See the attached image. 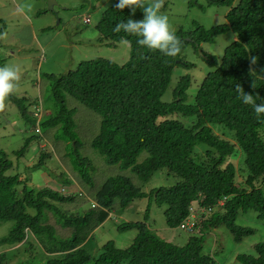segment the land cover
Listing matches in <instances>:
<instances>
[{
	"label": "trees",
	"instance_id": "16d2710c",
	"mask_svg": "<svg viewBox=\"0 0 264 264\" xmlns=\"http://www.w3.org/2000/svg\"><path fill=\"white\" fill-rule=\"evenodd\" d=\"M211 3L229 8L226 23L211 30L196 25L191 32H175L182 42V51L175 57L140 46L135 35L115 32V26L130 16L143 19L139 7L132 16L131 8L121 10L115 4L102 13L97 30L109 47L122 41L130 44L127 63L84 61L67 74L50 77L55 107L45 121L38 114L43 111L40 101L29 103L36 107L31 111L24 97L11 94L5 98L18 107L37 135L26 139L13 156L24 158L34 137L43 139L45 147L40 144L35 150L40 159L32 166L35 171L42 170L53 153L58 155L42 134L43 128L49 130L65 157L71 159V180L54 179L63 184L62 191L50 185L30 188L28 179L22 181L17 173L8 175L14 163L0 150V222L15 223L10 233L0 238V249L25 244L26 252L37 248L45 255L46 261L30 255L19 264H214L213 257L204 253L206 234L225 226L241 243L256 232L236 222L249 210L264 220V117L258 119L253 108L242 102L236 87L264 100V76L259 75H264V0ZM229 32L234 40L220 61L207 56L214 69L194 101L188 102V75L179 79L172 100H163L175 68L193 67L182 59L187 46L198 51L201 44L213 43ZM72 99L96 115L91 118L94 129L88 134L77 121L78 106L68 108ZM84 147L103 159L104 170L108 167L102 179L89 158L80 156ZM240 153L244 168L239 172L230 159ZM112 168L130 171L138 184L130 176H115ZM163 170L178 182L149 193L143 191L153 175ZM69 186L74 192L65 193ZM138 199H149L147 213L152 201L166 207V225L171 229L179 228L191 207L197 206L203 212L196 230L190 233L194 236L180 246L158 238L146 223H124L118 229L136 230L134 242L120 249L110 241L93 257L86 250L93 232L115 210H126ZM254 250L255 254L241 255L238 260L264 264V243L256 244ZM11 259L0 251V264H18Z\"/></svg>",
	"mask_w": 264,
	"mask_h": 264
},
{
	"label": "rangeland",
	"instance_id": "374dc122",
	"mask_svg": "<svg viewBox=\"0 0 264 264\" xmlns=\"http://www.w3.org/2000/svg\"><path fill=\"white\" fill-rule=\"evenodd\" d=\"M144 2L148 3L150 0H144ZM116 3L117 0H56L53 10H49L47 0H0V67L5 65L20 67V79L12 94L17 98L24 97L31 111H34L36 107L34 105L33 108L29 103L34 104L40 101L43 111L38 114L40 118L44 116V121L55 107L50 92V77L67 74L84 61L107 59L118 65L129 61L131 46L128 42L122 41L115 47H109L106 39L97 30L102 13ZM139 9L143 16V10ZM160 11L169 17L172 31L191 32L196 25L206 30L224 25L229 8L214 5L211 0H161ZM86 18L90 19V24L84 23ZM233 40L234 35L229 32L219 36L213 43L201 44L198 51L192 45L187 46L182 59L192 64L193 67L189 70L180 66L175 68L171 85L163 100H172V92L179 79L188 75L191 77V85L187 91L188 102L192 103L204 79L214 69L208 65L207 56L220 61L225 49ZM73 104L79 108L77 121L83 131L88 134L94 129L95 121L91 118L96 115L73 99L68 101V108H75ZM97 120L100 125L101 118L97 116ZM32 128L31 124L23 120L18 107L9 99H5L4 107L0 109V150L5 152L7 158L14 163L8 175L17 173L22 181L28 179L31 183L30 188L50 185L62 191L63 184L56 180L57 177L59 180L62 177L61 180H71L68 172L71 159L65 157L61 146H58L55 137L50 134L51 131L43 128L42 134L47 137L48 144L56 148L58 155L55 154L56 152L53 153L43 165V171H35L32 166L36 165L40 159L35 150L40 144L42 147L45 145L43 139L36 138L37 135ZM34 135H36L35 139L26 156L19 160L15 158L14 152L20 150L26 139ZM79 154L82 158H89L99 174L98 177L102 179L108 169V167L103 169V159L90 147L79 150ZM18 162H20L19 165ZM230 162L239 172L244 168L241 153L232 157ZM17 166L18 169H16ZM112 169L115 176H130L135 184H138L136 177L130 171ZM107 175L110 176L111 173L108 172ZM238 180L243 181L241 178ZM177 182L178 179L174 175L163 170L153 175L142 188L143 191L149 193L160 187L174 186ZM71 189L74 192L73 186L65 187L64 191L67 193V190ZM85 206L89 207V203H85ZM148 206L149 199H138L126 210H115L112 217L93 232V238L89 240L86 250L96 257L102 246L110 241L120 249L128 248L134 242L137 231L134 229L120 231L118 226L124 223H146L158 238L180 246L187 244L194 236L179 228L167 227L164 215L166 207L160 208L152 201L147 213ZM236 223L239 226L255 229L256 232L246 237L241 243L235 241L233 234L225 226L206 234L204 253L213 257L214 264H244L238 260V257L255 254V245L264 243V220L259 219L255 211L249 210L246 214L240 215ZM14 225L12 221L0 222V238L6 237ZM25 246L24 244L11 248L5 245L0 251L5 252L9 258H12V261L18 264L20 260L28 259L30 255L37 256L35 259L40 262L46 261L45 255L40 254L37 248L28 253Z\"/></svg>",
	"mask_w": 264,
	"mask_h": 264
},
{
	"label": "clouds",
	"instance_id": "9594fccd",
	"mask_svg": "<svg viewBox=\"0 0 264 264\" xmlns=\"http://www.w3.org/2000/svg\"><path fill=\"white\" fill-rule=\"evenodd\" d=\"M116 7L121 10L131 8L132 16L135 15V8L139 7L144 15L143 19L128 17L126 22L122 21L115 26V32L123 31L135 35L138 37L137 43L140 46L163 52L168 57H175L182 51V42L171 30L169 17L160 11L161 0H150L148 3L144 0H117ZM252 63H256L255 57L252 58ZM19 79V66L0 67V109L4 107L5 98L16 89ZM236 91L242 102L253 108L258 119L264 117V100H261L259 95L247 93L240 86L236 87Z\"/></svg>",
	"mask_w": 264,
	"mask_h": 264
},
{
	"label": "built area",
	"instance_id": "2783aa9c",
	"mask_svg": "<svg viewBox=\"0 0 264 264\" xmlns=\"http://www.w3.org/2000/svg\"><path fill=\"white\" fill-rule=\"evenodd\" d=\"M84 23L89 24L90 20L86 18ZM221 204L223 205V202ZM202 212L203 210L198 209L197 206L191 207L188 218L182 222L179 228L187 233L194 232V230L197 228V225L199 224Z\"/></svg>",
	"mask_w": 264,
	"mask_h": 264
},
{
	"label": "water",
	"instance_id": "95a60500",
	"mask_svg": "<svg viewBox=\"0 0 264 264\" xmlns=\"http://www.w3.org/2000/svg\"><path fill=\"white\" fill-rule=\"evenodd\" d=\"M49 10H53L54 6L56 5V0H47Z\"/></svg>",
	"mask_w": 264,
	"mask_h": 264
}]
</instances>
